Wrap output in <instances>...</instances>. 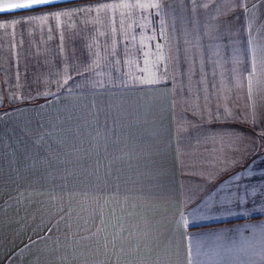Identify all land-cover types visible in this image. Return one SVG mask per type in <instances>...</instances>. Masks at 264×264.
I'll return each mask as SVG.
<instances>
[{
    "label": "crops",
    "instance_id": "obj_1",
    "mask_svg": "<svg viewBox=\"0 0 264 264\" xmlns=\"http://www.w3.org/2000/svg\"><path fill=\"white\" fill-rule=\"evenodd\" d=\"M55 158L111 186L136 264H264V0L0 11V182Z\"/></svg>",
    "mask_w": 264,
    "mask_h": 264
},
{
    "label": "rangeland",
    "instance_id": "obj_2",
    "mask_svg": "<svg viewBox=\"0 0 264 264\" xmlns=\"http://www.w3.org/2000/svg\"><path fill=\"white\" fill-rule=\"evenodd\" d=\"M69 163L73 167H66L64 161L58 162L55 158L49 162L50 166H41L32 172L38 176H25L18 183L13 177L2 179L7 183L0 182V257L6 258V264H136L141 261L142 255L136 260L132 256L137 244L132 235L123 233L119 239L112 234L108 238L107 231H102L119 219L115 216L118 208L110 201L111 186L79 185L75 167L78 163ZM19 228H24L22 235L8 238ZM96 228L100 230L98 237ZM28 234L34 238L38 234V238L28 239L25 237ZM111 246H114V257L108 252Z\"/></svg>",
    "mask_w": 264,
    "mask_h": 264
},
{
    "label": "snow or ice",
    "instance_id": "obj_3",
    "mask_svg": "<svg viewBox=\"0 0 264 264\" xmlns=\"http://www.w3.org/2000/svg\"><path fill=\"white\" fill-rule=\"evenodd\" d=\"M53 2L54 0H26V2L12 3L7 7H0V11H14L18 9L33 8L41 4H50Z\"/></svg>",
    "mask_w": 264,
    "mask_h": 264
}]
</instances>
